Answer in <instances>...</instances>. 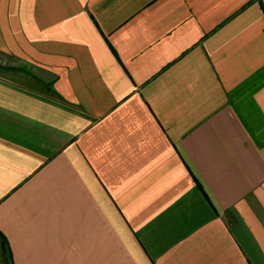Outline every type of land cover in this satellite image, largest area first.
I'll return each mask as SVG.
<instances>
[{
	"label": "crops",
	"instance_id": "obj_1",
	"mask_svg": "<svg viewBox=\"0 0 264 264\" xmlns=\"http://www.w3.org/2000/svg\"><path fill=\"white\" fill-rule=\"evenodd\" d=\"M0 51L12 264H264V0H0Z\"/></svg>",
	"mask_w": 264,
	"mask_h": 264
},
{
	"label": "rangeland",
	"instance_id": "obj_2",
	"mask_svg": "<svg viewBox=\"0 0 264 264\" xmlns=\"http://www.w3.org/2000/svg\"><path fill=\"white\" fill-rule=\"evenodd\" d=\"M34 71L35 70L31 69L30 67L25 66L22 60L17 59L13 55H8L0 51V75L9 76V77H18L20 81H22L23 83H29L31 85H34L35 87H40L42 89L41 84L33 81L31 77H26L27 80L23 78L22 75L23 72L30 73ZM19 75L21 76L19 77ZM23 79H25L26 81L24 82Z\"/></svg>",
	"mask_w": 264,
	"mask_h": 264
},
{
	"label": "trees",
	"instance_id": "obj_3",
	"mask_svg": "<svg viewBox=\"0 0 264 264\" xmlns=\"http://www.w3.org/2000/svg\"><path fill=\"white\" fill-rule=\"evenodd\" d=\"M0 263L1 264H12L10 252L6 243V240L1 236L0 240Z\"/></svg>",
	"mask_w": 264,
	"mask_h": 264
}]
</instances>
